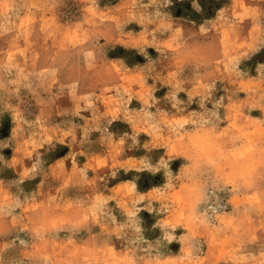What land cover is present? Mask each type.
I'll use <instances>...</instances> for the list:
<instances>
[{"label":"rangeland","instance_id":"1","mask_svg":"<svg viewBox=\"0 0 264 264\" xmlns=\"http://www.w3.org/2000/svg\"><path fill=\"white\" fill-rule=\"evenodd\" d=\"M0 264H264V0H0Z\"/></svg>","mask_w":264,"mask_h":264},{"label":"clouds","instance_id":"2","mask_svg":"<svg viewBox=\"0 0 264 264\" xmlns=\"http://www.w3.org/2000/svg\"><path fill=\"white\" fill-rule=\"evenodd\" d=\"M168 5H171V0H167ZM175 99V97H173Z\"/></svg>","mask_w":264,"mask_h":264}]
</instances>
